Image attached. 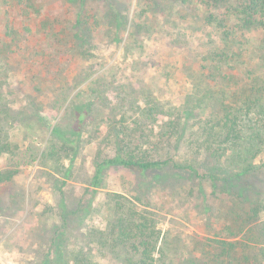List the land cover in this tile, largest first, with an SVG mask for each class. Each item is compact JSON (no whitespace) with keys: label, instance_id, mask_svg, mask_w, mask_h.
Instances as JSON below:
<instances>
[{"label":"trees","instance_id":"obj_1","mask_svg":"<svg viewBox=\"0 0 264 264\" xmlns=\"http://www.w3.org/2000/svg\"><path fill=\"white\" fill-rule=\"evenodd\" d=\"M43 1L0 0V217L16 215L27 199L24 192L3 193L21 170L12 164L44 161L68 178L85 138L106 124V143L116 147L115 154L94 158L93 186L104 182L108 167L120 165L136 174L137 200L146 203L153 189L179 193L188 179L203 178L214 188L209 216L213 205L229 225L216 235L226 230L232 240L197 235L189 251L181 247L187 246L183 234L161 243L155 217L120 194L107 197V211L118 204L115 216L83 238L88 210L80 203L70 207L66 182L59 180L56 202H46L40 215L58 216L62 223L50 227L42 220L48 236L36 264H264V160L256 163L264 155V0H202L194 28L208 41L200 58L184 55L179 68L190 90L183 104L168 107L152 89L144 86L141 93L84 65L95 61L99 38L142 46L145 33L155 29L148 10L171 11L167 0H138L141 10L133 20L119 0L103 9L88 0H62L61 12L51 16ZM178 29L176 37L185 38ZM220 194L228 196L227 209ZM74 229L80 233L73 239Z\"/></svg>","mask_w":264,"mask_h":264},{"label":"rangeland","instance_id":"obj_2","mask_svg":"<svg viewBox=\"0 0 264 264\" xmlns=\"http://www.w3.org/2000/svg\"><path fill=\"white\" fill-rule=\"evenodd\" d=\"M109 1L112 2V0H88L96 9L105 8ZM119 1L124 2L125 6L129 8L130 19L133 20L136 15L135 10L139 7L138 0ZM150 1L164 3L166 0ZM43 3L50 16L59 14L63 8L62 0H44ZM166 3L173 6L171 11L162 8L161 12L155 14L152 9L148 10L150 16L155 18L153 24L155 29L152 30V33H145L142 46L140 44L143 42H132L130 39L119 43L114 42L109 36L105 39L99 38L94 53L95 61H87L84 65L95 66V76L100 72L104 73L114 77L117 82L131 83L141 93L144 86L150 88L157 98L165 104L168 103L166 105L168 107L172 104H183L185 96L190 90V84L179 66H182V62L185 60L184 55L189 60L190 53L199 55L200 58V53L208 41V35L203 37L199 30L194 28V26L200 25V23H196L194 17L199 12L198 8L204 7L202 0H195L192 3L190 0H167ZM195 3L197 9L194 7ZM46 12L44 14H47ZM188 23L190 24L189 28L186 27ZM176 29L180 30L185 38H177ZM124 37L126 39L128 35L125 34ZM18 85L22 86V89L25 88L21 83ZM78 90L79 88H75L74 92ZM143 101L141 102L143 103ZM100 106L102 114L107 115L108 108L102 104ZM51 110L54 112V109L51 108ZM107 134L106 124L97 129L93 127L91 136L85 138L82 150L76 158L74 172L68 178L56 173L44 161L20 167L11 165L13 168L21 170L14 176L13 182L5 185L3 193L24 192L27 199L20 201L19 205L22 206V209L16 215L0 217V264H36L40 242L43 240L46 243L44 238L48 236L43 225L47 223L52 227L54 223H62L58 216L40 215L46 202H56L53 192L54 182L59 180L62 183L66 182L63 190L70 207L75 208L80 203L81 210H88L84 214V216H88L85 221L88 228L82 231L80 229L83 238L90 237L89 229H102L106 219L115 216L114 208L118 204L115 202L114 208L107 211V197L110 195L116 197L120 194L134 202L139 212H144L145 215L152 214L155 217L157 230L161 232V243L167 236L176 241V236L183 234V238L185 237L187 240L184 244L188 247H181H185L184 250L188 249L189 251L192 241L197 235L203 240H213L216 237L232 240L229 238L230 233L226 230L216 235L218 229L222 230L224 225L228 228L229 225L225 219L224 211L221 213L213 205H210L212 216H209L207 208L211 204L210 201L212 202L214 188L209 181L203 180V178L188 179L189 184L183 186L182 192L179 193L169 189H153L148 192L147 202L150 203L137 200V176L131 170L120 165L108 167L104 182L99 186H93L94 158L99 152L100 154H115L116 147L108 146L106 143ZM32 141H34L33 145L39 149L43 146V143L35 135H32ZM230 156L229 154L227 157ZM262 156L256 159L258 165L263 163L264 155ZM65 162L68 167L70 161L66 160ZM4 164L5 159L1 158L0 165ZM200 174H204V172H200ZM191 188L194 191L189 194L186 190ZM19 197L17 194L13 198L18 199ZM220 197L223 201L222 205L227 209L228 196L220 194ZM42 220L46 223H42ZM260 220L264 221V213H261ZM252 224L260 225L256 220ZM80 232L74 229L71 237L76 238ZM184 250L174 256L176 262L181 260L182 254H185ZM110 257L111 254L108 253V258Z\"/></svg>","mask_w":264,"mask_h":264}]
</instances>
